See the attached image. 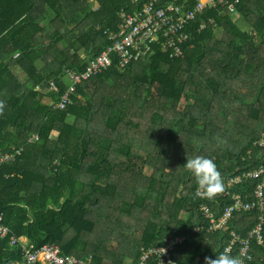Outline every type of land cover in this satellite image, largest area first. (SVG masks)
Listing matches in <instances>:
<instances>
[{
  "label": "trees",
  "instance_id": "16d2710c",
  "mask_svg": "<svg viewBox=\"0 0 264 264\" xmlns=\"http://www.w3.org/2000/svg\"><path fill=\"white\" fill-rule=\"evenodd\" d=\"M135 7L132 0H0V157L22 148L0 165V215L10 228L0 239V264H27L21 248L9 244L11 235L34 247L57 243L64 253L89 258L86 264H135L142 247L176 234L185 240L174 258L204 264L224 252L232 232L250 238L257 209L235 211L223 228L209 231L200 206L207 203L219 217L233 194L254 199L258 180L226 183L264 165V147L255 145L264 135V0H239L237 20L227 6L205 10L187 25L184 57L153 43L125 68L114 58L77 84L65 108L56 107L67 89L66 68L83 69L111 43L106 30L117 28L118 12ZM81 48L87 57L79 56ZM46 51L53 61L39 67ZM13 66L25 73L27 87ZM52 80L57 89L48 91L54 101L47 103L42 89ZM33 133L39 137L30 142ZM198 155L213 159L223 177L215 199L195 196L184 164ZM133 233L137 238L127 240ZM261 233L262 242L250 238L245 264H264V223ZM113 237L121 238V251ZM240 246L235 242L232 256H240Z\"/></svg>",
  "mask_w": 264,
  "mask_h": 264
},
{
  "label": "built area",
  "instance_id": "2783aa9c",
  "mask_svg": "<svg viewBox=\"0 0 264 264\" xmlns=\"http://www.w3.org/2000/svg\"><path fill=\"white\" fill-rule=\"evenodd\" d=\"M136 4L135 9L127 11L122 9L118 12L119 22L116 29H108V39L111 43L105 46L98 54L90 57L83 69L66 68L65 74L69 82H66L67 89L55 102L56 107L65 108L71 101L70 94L75 90L77 84L83 83L105 68L113 64L116 58L118 65L125 68L130 62L138 60L152 51L153 43L161 45L164 51H169L170 56L182 58L185 55L184 44L189 39L187 25L204 13L205 10L218 6H227L229 12L235 15L234 19H240V14L236 11V3L239 0H132ZM210 22L213 20L210 19ZM205 23L201 24L203 29ZM54 89L56 85L52 83ZM38 134L33 133L28 141L34 142L38 139ZM255 145L264 147V135L259 138ZM22 148L12 152H4L0 157L2 162L11 158H16L21 153ZM243 179H256V185L252 201H245L240 194H233V204L227 206L221 216L217 217L207 203L200 206L204 217L209 222V231H217L223 228L230 220L235 211H252L257 209L260 213L258 222L250 233V238L258 237V242H262V229L264 223V165L253 170L244 172L227 181L228 186L240 183ZM197 228L196 231H200ZM10 228L3 224V216L0 215V239L8 237ZM231 241L225 248L231 251L235 242L240 241V256L244 264L246 259H251L250 238L242 239L238 234L232 232ZM182 235L167 236L164 243L159 246L141 248L139 260L135 264H148L151 259H155L157 264H180L174 258V250L184 243ZM9 244H17L24 255L27 264H86L88 259L75 254L64 253L57 243H45L40 247H34L24 236H10ZM164 253L161 254V252ZM161 254V255H160ZM18 264H21L18 262Z\"/></svg>",
  "mask_w": 264,
  "mask_h": 264
},
{
  "label": "clouds",
  "instance_id": "9594fccd",
  "mask_svg": "<svg viewBox=\"0 0 264 264\" xmlns=\"http://www.w3.org/2000/svg\"><path fill=\"white\" fill-rule=\"evenodd\" d=\"M3 108L4 103L0 101V115L3 114ZM184 166L196 182V197L212 200L223 193V177L213 159L198 155L194 158H187ZM164 252L165 250L161 254ZM204 264H244V261L241 257L232 256L230 250L225 249L215 259L206 256Z\"/></svg>",
  "mask_w": 264,
  "mask_h": 264
},
{
  "label": "rangeland",
  "instance_id": "374dc122",
  "mask_svg": "<svg viewBox=\"0 0 264 264\" xmlns=\"http://www.w3.org/2000/svg\"><path fill=\"white\" fill-rule=\"evenodd\" d=\"M62 17L63 18H65V19H68L69 18V20H71V17H70V15H69V13L67 12V11H64L63 13H62ZM238 24L243 28V29H248L249 27L246 25V24H244V23H242L241 21H238ZM70 27H72V25L70 24L69 25V28ZM81 28V27H80ZM49 30H51V28H49ZM74 32H77V30L76 29H74ZM74 52V49H71L70 50V53H73ZM78 54H79V56L80 57H83V58H85V57H87L88 56V54H89V50L87 49V48H81L79 51H78ZM88 59V58H87ZM53 61V54L51 53V52H49V51H46L45 53H44V56L41 58V60H39L37 63H38V66L39 67H43V66H45L46 64H49V63H51ZM13 67H15V66H13ZM15 70V73L16 72H19L18 73V76H20L19 78H20V80L22 81V83H26V76H25V73L23 72V71H21L19 68H15L14 69ZM64 74H65V72H64ZM63 79L66 81V82H69V80H68V76L67 75H64L63 76ZM51 83H50V86H44L43 87V89H42V91H43V95H42V99H43V101L44 102H47V103H53V99L51 98V96L48 94V91L51 89V88H53L54 89V87L52 86V83H54V81L52 80V81H50ZM28 85L27 84H25L24 85V87H27ZM152 97H151V99L152 100H154V102L156 101V91L154 90V89H152ZM143 96H145V95H143ZM142 96V97H143ZM224 104L225 105H227V106H229L230 105V102L228 101V100H226L225 102H224ZM155 106V103H154V105H153V107ZM152 107V108H153ZM135 134L136 133V130H134V131H132L131 132V134ZM54 134H57L56 133V131H55V133ZM144 151V150H143ZM142 151V153L144 154V152ZM146 169H145V171H146V173H151L152 172V168L151 167H145ZM137 235H138V233H133V234H131V235H128L127 236V240L128 239H130V238H137ZM105 237H110L109 236V233L107 232V231H105ZM102 239H105L104 237H102ZM113 240H112V243H113V247H115L116 249H118L119 251H121L122 250V247H120V245H119V240H121V238L120 237H113L112 238ZM124 243V242H123ZM124 263H131V260H130V258H125L124 259Z\"/></svg>",
  "mask_w": 264,
  "mask_h": 264
},
{
  "label": "crops",
  "instance_id": "0c3cea01",
  "mask_svg": "<svg viewBox=\"0 0 264 264\" xmlns=\"http://www.w3.org/2000/svg\"><path fill=\"white\" fill-rule=\"evenodd\" d=\"M15 68H19V67L18 66L13 67L12 69H13L14 72H15V70H14ZM19 69L21 70V68H19ZM18 73L19 72H16L17 76H18ZM18 77H20V76H18Z\"/></svg>",
  "mask_w": 264,
  "mask_h": 264
}]
</instances>
